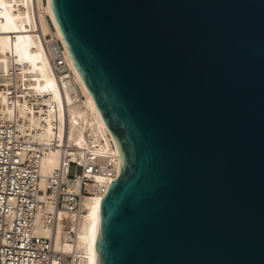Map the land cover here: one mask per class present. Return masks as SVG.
Segmentation results:
<instances>
[{
    "label": "water",
    "instance_id": "95a60500",
    "mask_svg": "<svg viewBox=\"0 0 264 264\" xmlns=\"http://www.w3.org/2000/svg\"><path fill=\"white\" fill-rule=\"evenodd\" d=\"M119 157L96 264H264V0H50Z\"/></svg>",
    "mask_w": 264,
    "mask_h": 264
},
{
    "label": "bare ground",
    "instance_id": "6f19581e",
    "mask_svg": "<svg viewBox=\"0 0 264 264\" xmlns=\"http://www.w3.org/2000/svg\"><path fill=\"white\" fill-rule=\"evenodd\" d=\"M34 7V0H0V75L10 76L15 89L27 90L22 101L17 99L12 109H0V114L5 121H19L21 130H35L39 142L50 148L41 163V188L44 189L47 178L59 166L64 148L79 161L86 153L104 157L118 156V153L69 57L55 24L50 0L43 5L39 2L38 11ZM49 19L86 95L82 103H73L69 91L59 88L45 46L51 31ZM0 104L5 106L1 93ZM101 201L99 195L85 199L83 214L74 220L73 216L57 213L47 205L45 211L54 215L55 222L51 228H45L38 214L34 233L53 240L55 251L64 257V264H96ZM65 230L74 232L71 241L65 238Z\"/></svg>",
    "mask_w": 264,
    "mask_h": 264
},
{
    "label": "built area",
    "instance_id": "2783aa9c",
    "mask_svg": "<svg viewBox=\"0 0 264 264\" xmlns=\"http://www.w3.org/2000/svg\"><path fill=\"white\" fill-rule=\"evenodd\" d=\"M45 1L34 0L35 10L39 2L43 5ZM49 23L51 31L45 46L59 88L69 91L73 103H82L86 95L50 19ZM26 91L15 89L10 76L0 75V93L5 99L0 109H12ZM19 124L3 120L0 114V264H64L53 240L34 233L37 215L41 214L45 228L55 222L54 215L45 211L47 205L57 213L78 219L83 214V201L96 195L103 199L111 182L117 179L119 157L86 153L79 161L64 148L58 168L42 189L41 163L50 148L39 142L35 130H21ZM71 168L75 170L73 176ZM64 232L71 241L74 232Z\"/></svg>",
    "mask_w": 264,
    "mask_h": 264
},
{
    "label": "rangeland",
    "instance_id": "374dc122",
    "mask_svg": "<svg viewBox=\"0 0 264 264\" xmlns=\"http://www.w3.org/2000/svg\"><path fill=\"white\" fill-rule=\"evenodd\" d=\"M73 174H75V170H74V168H71L70 175L73 176Z\"/></svg>",
    "mask_w": 264,
    "mask_h": 264
}]
</instances>
